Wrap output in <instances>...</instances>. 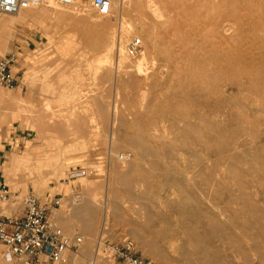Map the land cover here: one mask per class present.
<instances>
[{
  "label": "rangeland",
  "instance_id": "1",
  "mask_svg": "<svg viewBox=\"0 0 264 264\" xmlns=\"http://www.w3.org/2000/svg\"><path fill=\"white\" fill-rule=\"evenodd\" d=\"M131 2L108 18L88 0L86 16L55 2L0 14V60L19 57L0 90V176L44 203L70 186L85 222L67 264H124L105 249L129 242L152 264H264V0Z\"/></svg>",
  "mask_w": 264,
  "mask_h": 264
},
{
  "label": "built area",
  "instance_id": "2",
  "mask_svg": "<svg viewBox=\"0 0 264 264\" xmlns=\"http://www.w3.org/2000/svg\"><path fill=\"white\" fill-rule=\"evenodd\" d=\"M50 1L62 7H73L77 0H0V14L19 15L23 11ZM88 1L100 17L108 18L112 15L113 0ZM142 48L141 40L133 41L128 46V54L136 57ZM18 61L19 57L16 55L0 60V90H12L16 87L15 67ZM120 159L127 161L130 156L124 154ZM86 176L87 171L74 169L69 181ZM47 200L44 203L34 193L22 196L19 192L12 191L5 181H0V245L6 262L61 264L67 254L77 255L82 250L84 238L79 234L69 235L51 214L52 210L62 207L64 197L49 196ZM78 200L79 196L76 201ZM107 249L124 264H152L138 255L131 242Z\"/></svg>",
  "mask_w": 264,
  "mask_h": 264
},
{
  "label": "bare ground",
  "instance_id": "3",
  "mask_svg": "<svg viewBox=\"0 0 264 264\" xmlns=\"http://www.w3.org/2000/svg\"><path fill=\"white\" fill-rule=\"evenodd\" d=\"M215 1H217V0H215ZM258 1V0H257ZM232 2V1H231ZM249 2V1H248ZM261 2H262V0H261ZM50 3V7H52L53 9H54V6H55V4H54V2H48V4ZM228 3V2H227ZM260 3V2H259ZM264 3V2H263ZM256 4V3H255ZM258 4V3H257ZM261 4V3H260ZM44 5V4H43ZM54 5V6H53ZM58 5V4H57ZM57 5H56V9H58V7H57ZM132 5H133V3L131 2V0H113V8H112V14L113 13H115V12H118V13H120L121 12V14L122 13H124L127 9H130L131 7H132ZM232 5V4H231ZM228 6L229 7V9H230V7H232V6ZM233 5H234V3H233ZM81 6H83V4H82V0H77L76 1V3H75V5L73 6V7H76L77 9L75 10L76 12L77 11H79V12H77V13H79V15L80 16H82V15H85L86 16V14H87V12L89 11V10H87V12H86V8H83V7H81ZM85 6V5H84ZM134 6V5H133ZM255 6L256 5H254V9H256L255 8ZM259 6V5H258ZM81 7V8H80ZM89 7H91V6H89ZM88 7V8H89ZM155 7V6H154ZM157 7V6H156ZM49 8V7H48ZM62 8V7H61ZM72 8V7H71ZM51 9V8H50ZM252 9V8H251ZM92 10V9H91ZM147 10H149V9H147ZM152 10H154V12L156 13V16L159 18V19H161L162 20V18H163V15L160 13V11H159V9L157 8V9H152ZM261 10V9H260ZM146 11V10H145ZM150 11V10H149ZM212 11V10H211ZM263 11V10H262ZM261 11V12H262ZM56 12V11H55ZM76 12H73V13H75L76 14ZM151 12V11H150ZM154 12H153V14H154ZM242 12V11H241ZM146 13V12H145ZM229 13V12H228ZM249 13H250V11H249ZM74 14V15H75ZM152 14V15H153ZM206 14V13H205ZM231 14H233V13H231ZM243 14H245V11H244V13ZM252 14V13H251ZM253 14H256V13H253ZM262 14V13H261ZM260 14V15H261ZM78 15V14H77ZM78 15V16H79ZM87 15H89V14H87ZM247 15H249V14H247ZM258 15V14H257ZM256 15V16H257ZM262 15H264V14H262ZM261 15V16H262ZM149 16V15H148ZM153 16H155V14L153 15ZM155 16V17H156ZM222 16V15H221ZM229 16V15H228ZM241 16V15H240ZM100 17V16H99ZM151 17V16H150ZM233 17V16H232ZM249 17V16H248ZM101 18V17H100ZM152 18V17H151ZM257 18H259V17H257ZM2 19V18H1ZM177 19V18H176ZM105 20V19H104ZM108 20V19H107ZM146 20V19H145ZM158 20V19H157ZM223 20V19H222ZM247 20V19H246ZM94 21V20H93ZM99 21V20H98ZM103 21V20H102ZM240 21V20H239ZM3 21H0V24L2 23ZM215 22H216V20H215ZM225 22H226V20H225ZM246 22V21H245ZM224 23V22H223ZM222 23V24H223ZM231 23V22H230ZM237 23V22H236ZM235 23V21H234V23L233 24H236ZM241 23V22H240ZM252 23V22H251ZM262 23V22H261ZM216 24V23H215ZM226 24V23H225ZM224 24V25H225ZM238 24V23H237ZM243 24H244V21H243ZM246 24V23H245ZM244 24V25H245ZM154 26H156V25H154ZM222 26V25H221ZM233 26V25H232ZM232 26H231V24L230 25H226L225 27H224V29H221L222 27H220V29L222 30V31H219L218 30V33H219V36H222V34L224 35V34H226V33H231V31H232ZM186 27V26H185ZM214 27H216V26H214ZM234 27V26H233ZM131 28V27H130ZM187 28H189L188 26H187ZM256 28V27H255ZM235 29V28H234ZM259 29V28H258ZM258 29H257V33H258ZM247 30V29H246ZM245 30V31H246ZM185 31V30H184ZM233 32V31H232ZM244 32V31H243ZM251 32V31H250ZM130 33V32H129ZM183 33H186V32H183ZM232 34V33H231ZM243 34V33H242ZM249 34H251V33H249ZM261 34V33H260ZM227 35H230V34H226V35H224V36H227ZM245 35V34H244ZM243 35V36H244ZM253 35H254V32H253ZM252 35V36H253ZM262 35H264V34H262ZM223 38V37H222ZM225 38V37H224ZM247 39V38H246ZM229 41V40H228ZM244 43V42H243ZM249 43V42H248ZM117 46H116V48H117V51H118V55H119V58H120V61H124V60H126L127 59V56H126V51H125V47L123 46V39L122 38H120L119 40H118V43L116 42L115 43ZM114 44V45H115ZM114 45H111V46H109V48H107V53L104 55V57L106 58V60L108 61V60H110L109 58H110V55H112V53L115 51V46ZM242 46H244V45H242ZM245 47V46H244ZM241 48V47H240ZM243 49H245V48H243ZM255 49V48H254ZM264 49V48H263ZM241 52V51H240ZM257 53V52H256ZM263 53V52H262ZM114 54V53H113ZM145 54V53H144ZM247 54V53H246ZM253 54H255V53H253ZM148 55V54H147ZM146 55V56H147ZM149 56V55H148ZM147 56V57H148ZM245 56V55H244ZM248 57V56H247ZM105 58H102L101 60H104L105 61ZM243 58V57H242ZM251 58V57H250ZM258 58V57H257ZM264 58V57H263ZM100 59V58H99ZM245 58H243V60H244ZM98 60V59H97ZM117 60H119V59H117ZM128 60V59H127ZM257 61V60H256ZM114 62V61H113ZM146 62V58H145V56H142V58L140 59V61L139 62H137L138 64H137V68H138V75H141L142 73H143V69H144V65L146 64L145 63ZM121 63V62H120ZM125 63V62H124ZM245 63H247V62H245ZM97 64V63H96ZM108 64V63H107ZM111 64V63H110ZM114 64V63H113ZM262 64V63H261ZM101 65V64H100ZM128 65V64H127ZM126 65V66H127ZM166 65V64H165ZM111 66V65H110ZM116 66V65H115ZM118 66V65H117ZM120 66V68L122 67L121 65H119ZM104 67H106L105 65H104ZM111 67H113V65L111 66ZM125 67V66H124ZM165 67H167V66H165ZM171 67V66H170ZM108 68H110V67H108ZM123 68V67H122ZM121 68V69H122ZM112 69H114V68H112ZM166 69V68H165ZM97 70V69H96ZM95 70V71H96ZM104 70V69H103ZM175 70V69H174ZM111 71V70H110ZM109 71V73H111ZM91 72V71H90ZM162 72V71H161ZM100 73H101V71H100ZM102 74H104V73H102ZM147 74V73H146ZM100 75V74H99ZM144 75V74H143ZM112 76V75H111ZM116 76H118V75H116ZM96 77H99V76H96ZM108 77V76H107ZM105 78V77H104ZM111 78V77H110ZM147 79V78H146ZM104 80V79H103ZM107 80V79H106ZM245 80H247V79H245ZM250 80V79H249ZM253 80V79H252ZM117 81H118V78H117ZM217 87V86H216ZM245 87V86H244ZM209 89V88H208ZM231 89V88H230ZM234 89V88H233ZM236 90V89H235ZM246 90V89H245ZM213 91V90H212ZM222 91V90H221ZM23 105V104H22ZM21 105V106H22ZM27 107V106H26ZM30 106H28V108H29ZM25 108V107H24ZM31 109V108H30ZM51 109V108H50ZM29 110V109H28ZM34 110V109H33ZM37 110V109H36ZM25 111V110H24ZM117 112V111H116ZM47 116V115H46ZM117 119V118H116ZM56 120V119H55ZM114 125V124H113ZM34 129L36 130L35 132H36V134H37V136H38V138L39 139H41V141H42V139H43V136H42V132H41V130H40V128L39 127H37V126H34ZM57 137V136H56ZM49 162V161H48ZM126 166V165H125ZM127 170V169H126ZM86 198V197H85ZM75 204V203H74ZM73 204V205H74ZM76 204H78V203H76ZM76 206V205H75ZM79 211V210H78ZM77 212V211H76ZM75 214V213H74ZM71 219V218H70Z\"/></svg>",
  "mask_w": 264,
  "mask_h": 264
},
{
  "label": "crops",
  "instance_id": "4",
  "mask_svg": "<svg viewBox=\"0 0 264 264\" xmlns=\"http://www.w3.org/2000/svg\"><path fill=\"white\" fill-rule=\"evenodd\" d=\"M19 138H22V136L20 135ZM14 141L18 142L19 139H17V138L12 139V142H14ZM12 144L13 143H6L5 145H3L0 148V166H1L2 162L6 160V158H7L6 155L9 152V148H10V146ZM0 172H1V167H0ZM0 181H5L6 182L4 177H1V176H0ZM69 188H70V186H67L64 189V195H63V193L56 195V196L62 195L63 197L65 196L64 197V203H63V205H62V207L60 209L52 210L51 214L58 221L59 225L64 230H67L70 233L79 234L80 232H78L76 227H77V224H81V223L84 226V222H85L84 210L81 207H73L71 210L68 208L67 200H68L69 195L65 194V192H68ZM81 218H82V221H81ZM83 219H84V222H83ZM83 226H82V228H83ZM92 226H93V229H88V227H86L85 229L84 228L83 229L80 228V230L82 229L83 233L93 232L96 235L98 233V224L95 223ZM108 251L111 252L110 249H107V251L105 250L106 253ZM70 255H72V254L71 253L67 254L65 256L64 262L61 263V264H67Z\"/></svg>",
  "mask_w": 264,
  "mask_h": 264
}]
</instances>
